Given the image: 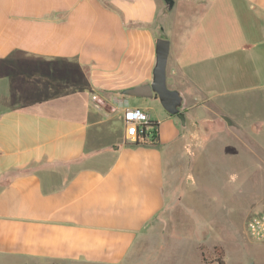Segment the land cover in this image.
<instances>
[{
    "label": "crops",
    "instance_id": "obj_1",
    "mask_svg": "<svg viewBox=\"0 0 264 264\" xmlns=\"http://www.w3.org/2000/svg\"><path fill=\"white\" fill-rule=\"evenodd\" d=\"M172 12L163 0H0V264H164L141 244L168 210L165 152L186 155L192 123L245 134L215 99L264 87V0H176ZM237 16L258 20L247 33ZM158 29L186 128L157 97L122 94L152 82ZM133 108L157 142L126 139ZM248 129L258 137L264 121Z\"/></svg>",
    "mask_w": 264,
    "mask_h": 264
},
{
    "label": "rangeland",
    "instance_id": "obj_2",
    "mask_svg": "<svg viewBox=\"0 0 264 264\" xmlns=\"http://www.w3.org/2000/svg\"><path fill=\"white\" fill-rule=\"evenodd\" d=\"M175 12L168 15L169 20L175 18ZM236 20L237 26L248 33L258 19L257 16L256 20L237 16ZM216 30L219 35L225 32L221 27ZM235 35L239 39L240 32ZM156 37L169 35L158 29ZM178 43L177 47L181 46L182 43ZM187 55L186 52V60ZM169 68L168 85L171 86L174 77L179 78V72L174 76L171 63ZM259 83L263 82L247 80L243 91L215 99H223L232 108L235 124L246 126L245 134L238 132V136L237 130L232 128L230 132L228 128V131L222 129L220 135L221 121L213 123V127L210 124L206 127L204 122L200 123L201 127L192 123L195 133L191 134L186 155L181 146L165 152L168 210L160 216L150 240L141 244L154 253L165 252L164 264H220L219 261L264 264V244L255 242L247 231L249 217L264 209V133L256 137L248 129L253 123L264 121V87L257 88ZM195 97L199 103L204 99L198 94ZM157 104L159 110L165 112L160 101ZM211 128L218 130L220 136L212 135L208 143L200 145L199 137L203 141ZM178 194H182V198H178ZM215 248L220 249L223 256ZM140 259V264H145L147 259L159 264L162 258L159 261L157 257Z\"/></svg>",
    "mask_w": 264,
    "mask_h": 264
},
{
    "label": "water",
    "instance_id": "obj_3",
    "mask_svg": "<svg viewBox=\"0 0 264 264\" xmlns=\"http://www.w3.org/2000/svg\"><path fill=\"white\" fill-rule=\"evenodd\" d=\"M167 12H172L176 0H163ZM156 63L153 69V80L149 84L135 86L122 91L130 97H157L163 108L172 116H176L183 128L187 127V118L182 110L184 97L179 90L168 86V61L171 50V41L166 38L156 39ZM254 264V263H251Z\"/></svg>",
    "mask_w": 264,
    "mask_h": 264
},
{
    "label": "built area",
    "instance_id": "obj_4",
    "mask_svg": "<svg viewBox=\"0 0 264 264\" xmlns=\"http://www.w3.org/2000/svg\"><path fill=\"white\" fill-rule=\"evenodd\" d=\"M126 139L135 143H155L157 137L153 131L157 129L147 112L133 108L124 113ZM249 236L257 243L264 244V209L251 215L247 222Z\"/></svg>",
    "mask_w": 264,
    "mask_h": 264
},
{
    "label": "trees",
    "instance_id": "obj_5",
    "mask_svg": "<svg viewBox=\"0 0 264 264\" xmlns=\"http://www.w3.org/2000/svg\"><path fill=\"white\" fill-rule=\"evenodd\" d=\"M156 126H157V129L154 130L153 133H154V136L157 137V140H158V139H159V133H158V124H157V123H156ZM215 250L218 251V254H219L220 256H223V252H222L220 249L215 248ZM202 259H203L204 262H206V260H205V258H204V256H203V254H202ZM219 263H220V264H224L223 261H219Z\"/></svg>",
    "mask_w": 264,
    "mask_h": 264
}]
</instances>
